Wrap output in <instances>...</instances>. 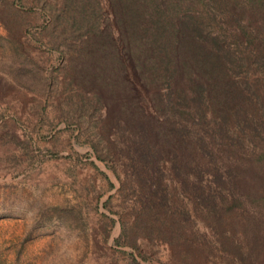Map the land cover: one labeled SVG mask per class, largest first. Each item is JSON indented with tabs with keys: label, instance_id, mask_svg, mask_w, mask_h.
Returning <instances> with one entry per match:
<instances>
[{
	"label": "rangeland",
	"instance_id": "374dc122",
	"mask_svg": "<svg viewBox=\"0 0 264 264\" xmlns=\"http://www.w3.org/2000/svg\"><path fill=\"white\" fill-rule=\"evenodd\" d=\"M42 1L15 0L17 13L0 1V264H264V198L235 195L252 217L219 233L199 217L173 242L145 232L157 182L138 177L129 146L138 120L160 125L151 96L167 86L142 81L109 0L99 27L111 37L90 45L85 31L56 44ZM39 73L44 87H27ZM170 164L162 185L176 193Z\"/></svg>",
	"mask_w": 264,
	"mask_h": 264
},
{
	"label": "trees",
	"instance_id": "16d2710c",
	"mask_svg": "<svg viewBox=\"0 0 264 264\" xmlns=\"http://www.w3.org/2000/svg\"><path fill=\"white\" fill-rule=\"evenodd\" d=\"M0 1L8 12L20 11L15 0ZM109 1L142 81L167 86L151 96L160 125L150 116L138 120L129 146L138 177L157 182L144 210L145 232L173 242L195 217L217 231L237 227L239 218L247 224L252 215L234 197L264 198V0ZM40 8L41 27L57 32L56 44L84 31L89 45L106 32L111 37L99 27V0H45ZM19 56L24 71L30 59ZM31 79L27 87H44L42 73ZM165 158L179 182L176 193L162 185Z\"/></svg>",
	"mask_w": 264,
	"mask_h": 264
}]
</instances>
